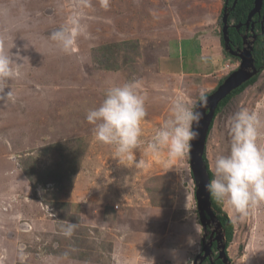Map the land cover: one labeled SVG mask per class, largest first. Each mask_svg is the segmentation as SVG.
Listing matches in <instances>:
<instances>
[{"label":"rangeland","instance_id":"obj_1","mask_svg":"<svg viewBox=\"0 0 264 264\" xmlns=\"http://www.w3.org/2000/svg\"><path fill=\"white\" fill-rule=\"evenodd\" d=\"M223 4L107 0L105 7L101 0H0V53L19 50L22 56L14 58L19 74L11 83L13 99L0 102V264H194L205 230L190 147L170 160L166 151L153 154L148 144L170 118L175 100L197 105L201 89L212 93L239 67L221 42ZM72 15H79L85 32L65 54L49 37ZM123 40L138 41L139 53L121 50L126 66L102 68L96 48ZM182 47L184 69L164 71L166 65L179 68L177 61L161 59ZM125 82H135L145 97L134 150L140 166L119 165L114 146L95 141L86 120L109 87ZM242 108L259 117L258 144L264 147V71L217 114L206 144L212 172L215 158L230 149L229 120ZM55 169L66 173L61 183L50 177ZM40 201L54 226L24 232L13 225L5 231L11 214L3 209L11 204L34 219ZM223 208L234 223L227 250L233 264H264V204L244 219ZM69 222L76 228L65 237ZM190 237L196 244L189 245Z\"/></svg>","mask_w":264,"mask_h":264},{"label":"clouds","instance_id":"obj_2","mask_svg":"<svg viewBox=\"0 0 264 264\" xmlns=\"http://www.w3.org/2000/svg\"><path fill=\"white\" fill-rule=\"evenodd\" d=\"M101 2L107 7V0ZM84 32L79 15H72L49 38L61 52L71 54L77 38ZM14 58H22L19 50L11 55L0 53V102L3 103L13 99L11 83L19 74L13 68V64H18L19 60ZM6 88H10V91L5 92ZM206 104V90L201 89L199 107ZM196 107L195 102L175 100L170 108V118L155 132L148 149L153 154L166 151L170 160L182 158L187 153L190 142L198 137L195 126L202 119V114L195 110ZM145 116V97L139 93L138 85L135 82H125L109 87L102 103L87 112L86 120L93 126L95 141L114 146V157L119 165L135 163L140 166L142 162L135 161L134 150L140 143L141 123ZM261 127L257 114L244 108L230 118V149L226 155L221 154L215 158L213 178L206 186L210 195L218 203L226 204L238 219H244L250 209L264 204V147L258 144ZM201 225L203 226L202 222ZM75 228V224L67 223L63 227V235L71 237ZM196 233L198 236L203 235L197 229ZM221 240L227 243L226 233ZM196 242L191 237L188 240L189 245ZM228 247L226 252L229 256ZM212 256L215 257L214 254ZM217 259L218 256L214 261Z\"/></svg>","mask_w":264,"mask_h":264},{"label":"water","instance_id":"obj_3","mask_svg":"<svg viewBox=\"0 0 264 264\" xmlns=\"http://www.w3.org/2000/svg\"><path fill=\"white\" fill-rule=\"evenodd\" d=\"M225 1L226 3L229 2V0ZM237 1L238 0H234L233 7L236 6ZM261 5L262 0H256V7L250 13V17L254 12L258 11L261 8ZM227 9L228 8L226 7L224 10V14L222 15V34L224 39V47L226 51H229L232 55H238L241 58V63L237 69L233 70L228 76L224 78L223 82L215 91L207 95V104L205 106L199 107V103L197 104L195 110H198L202 114V119H200L199 124L195 126L196 131L198 132V137L190 143V164L194 179L196 181V200L198 205V212L200 220L204 227H206L207 220H214V218L218 219L213 210L212 196L206 190V186L209 184L212 178L210 176L208 166L204 158L206 154L207 138L212 126V122L216 116L217 109L222 100H224L229 94L242 86L246 81L257 75L259 72V69L255 65V59L251 50L245 48V50L239 53L232 50L229 35V12ZM208 217L210 218L208 219ZM217 222L222 226L219 220ZM217 222L216 224L218 226ZM222 238L223 234L219 231L215 237L217 241V247L219 249L218 258H220L225 264H232L226 252L227 243L226 241H222ZM212 243L213 241L204 244V255L201 256V254H199L196 257L194 264H202L203 260L207 256H210L211 264H214L215 261L212 256L213 251L211 249ZM199 258L200 261L198 262Z\"/></svg>","mask_w":264,"mask_h":264},{"label":"flooded vegetation","instance_id":"obj_4","mask_svg":"<svg viewBox=\"0 0 264 264\" xmlns=\"http://www.w3.org/2000/svg\"><path fill=\"white\" fill-rule=\"evenodd\" d=\"M233 3H234V0H229L228 3H226V1L224 0L223 8L221 11L222 28H223L222 15L224 14V10L227 7L228 8L227 10L229 12V25H230L229 35H230V44L232 46V50L237 51L238 53L245 50V48H248L249 50H251L253 57L255 59V65L259 69V72L257 75H259L262 71H264V68L261 66L259 67L257 66V63H256L257 55H255V50L258 49L259 42L264 39V0H262L261 8L258 11L254 12L251 15V17H250V13L256 7V0H238L235 6L236 10L234 11L236 13V16L235 18L230 19L231 12L235 8L233 7ZM221 34H222V30H221ZM221 36L223 38V34ZM227 52L230 53L229 51ZM232 56L238 59L241 63V58L238 55H232ZM262 56L264 58V52L262 53ZM254 77L246 81L244 84L249 83L250 80H252ZM213 209L217 217H219L220 214L218 213V211L214 207ZM209 218L210 217H208V219ZM216 221H218L216 218H214V220L210 219L206 221V227L204 228L205 236L202 238V249L199 252L201 256L204 255V251H203L204 244L207 242L209 243L210 241H213L211 249L213 251L212 254L215 255L214 258H217L219 254V250L217 247V241L215 237L219 231L220 233L223 234V232L225 233V230H223V226L219 225L218 222L217 223L219 227L217 226V224L215 225ZM230 244L231 242L227 244V246H229ZM200 258L198 259V262L200 261ZM218 260H221V259L219 258ZM229 260L233 264L230 258V255H229ZM206 263L211 264L210 256H207L202 262V264H206Z\"/></svg>","mask_w":264,"mask_h":264},{"label":"trees","instance_id":"obj_5","mask_svg":"<svg viewBox=\"0 0 264 264\" xmlns=\"http://www.w3.org/2000/svg\"><path fill=\"white\" fill-rule=\"evenodd\" d=\"M236 10V7L232 10L231 15H230V19L235 18L236 13L234 12ZM222 40V44L224 46V39L221 37ZM96 50L98 51H102V58H98L97 59V63L102 67V68H106L109 70H118L120 68H123L124 66H126V64L129 62V60H122L119 59L120 57V51L124 50L126 53H134L135 51L137 52V54L139 53V42L136 40H123L120 42H112V43H107V44H102L99 47L96 48ZM225 52L227 53V55L231 56L232 55L230 53H228L226 50ZM264 52V39L261 40L259 42L258 45V49L255 50V55H257V66H261L264 68V58L262 56V53ZM106 54V56H105ZM126 56V55H124ZM165 60H173L174 62H179V58H167V57H163L162 58V63ZM176 62V63H177ZM179 65V63H177ZM164 71H169V72H180L182 71L184 68L181 67L179 65V68H174L172 66L166 65V67L164 66ZM257 79V76H255L252 80H250L249 83L254 82ZM249 83H246L242 86H240L239 88H237L235 91H233L231 94H229L224 100H222V102L220 103L216 115L223 109V107L229 102V100L236 95L237 93L241 92L242 89ZM212 128V127H211ZM205 160L208 166V171L210 173L211 178H213V172L211 171V169L209 168V164L207 162V158L205 156ZM77 171V169H76ZM65 176L66 173H62L60 174L58 172V169L55 170H51L50 172V177L52 178L53 181H57L59 183H61L62 181L65 180ZM49 177V176H48ZM67 178V176H66ZM43 183L48 182L46 180V175H44L43 179H42ZM47 184V183H46ZM212 202H213V206L214 208L218 211V213L220 214V216L218 217L219 220L222 223L223 226V230H225L226 233V240H227V244H229L231 242V240L233 239V222L231 221L227 211H225V209L223 208V204L222 203H218L213 197H212ZM215 264H223V262L221 260H218L215 262Z\"/></svg>","mask_w":264,"mask_h":264},{"label":"crops","instance_id":"obj_6","mask_svg":"<svg viewBox=\"0 0 264 264\" xmlns=\"http://www.w3.org/2000/svg\"><path fill=\"white\" fill-rule=\"evenodd\" d=\"M221 42H222V40H221ZM182 49H183V47L180 48V50H177L174 55H171L170 53L169 54H166L165 57L170 58V59L171 58H179L180 61L178 63H179V65L181 67L184 68V66H183L184 64H183L182 58L178 57V54L179 53H182ZM161 61H162V59H161ZM160 69H161V65H160ZM161 71H162V69H161ZM173 73H179V72H173ZM40 203L42 205L43 202L40 201ZM45 205H47V204H45ZM45 205L44 206L42 205L41 213L38 216H36L34 219H27L28 218V215L25 212H23L22 209H20V210L19 209L18 210H13L12 209L13 206L10 204L11 208H8L6 210L3 209V211H2L4 214H8V215L11 214V215H9L11 217V218H9V224L3 223V227H4L5 231H10L9 228L12 227L13 225H16V226L20 227V229L22 231H24V232L25 231H29V230H31L33 228L40 230V229H45V227H52V226H54L55 223L52 224V223L49 222V219H51L52 213H51L50 210H48L46 208L47 206H45ZM49 208H50V206H49ZM6 218H8V216H5V219ZM18 218L23 219V220H18ZM10 221H12V222L10 223ZM20 222H22V223H20ZM32 236H34V235H32ZM79 263L80 264H87V263H83V262L82 263L79 262Z\"/></svg>","mask_w":264,"mask_h":264}]
</instances>
